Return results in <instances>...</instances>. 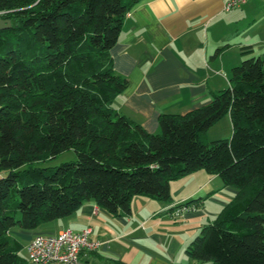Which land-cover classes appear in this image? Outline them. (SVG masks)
Returning <instances> with one entry per match:
<instances>
[{"label": "trees", "instance_id": "obj_1", "mask_svg": "<svg viewBox=\"0 0 264 264\" xmlns=\"http://www.w3.org/2000/svg\"><path fill=\"white\" fill-rule=\"evenodd\" d=\"M140 1L0 0L12 24L0 30V264H28L12 227L34 230L90 200L127 216L134 196L171 202V181L200 169L238 193L189 243L188 264H264V59L243 48L229 87L162 114L149 133L112 106L128 79L111 49ZM227 114L232 135L208 143ZM70 149L75 161L44 166Z\"/></svg>", "mask_w": 264, "mask_h": 264}, {"label": "crops", "instance_id": "obj_2", "mask_svg": "<svg viewBox=\"0 0 264 264\" xmlns=\"http://www.w3.org/2000/svg\"><path fill=\"white\" fill-rule=\"evenodd\" d=\"M225 1L137 3L111 49L116 73L128 79L112 106L147 132L158 133L162 114H187L229 87L232 67L250 56L243 48L250 46L253 55L264 59V3L248 0L226 10ZM216 126L217 133L229 134L217 139L233 133L229 114L208 131ZM237 193V187L224 185L218 175L200 169L171 181V202L136 195L130 215L114 216L90 200L72 215L46 224L44 231L91 228L92 239L100 245L83 250L80 264H188L193 262L185 252L189 243ZM198 198V208L172 216L174 206ZM16 233L28 238L27 250L38 232ZM9 234L18 239L11 230Z\"/></svg>", "mask_w": 264, "mask_h": 264}, {"label": "built area", "instance_id": "obj_3", "mask_svg": "<svg viewBox=\"0 0 264 264\" xmlns=\"http://www.w3.org/2000/svg\"><path fill=\"white\" fill-rule=\"evenodd\" d=\"M248 0H226L224 8L232 10ZM264 3V0H261ZM198 208L196 204L182 203L172 208V216L179 217ZM92 229L82 231L65 229L59 233H36L27 245L28 264H80L83 250H95L100 243L92 239Z\"/></svg>", "mask_w": 264, "mask_h": 264}, {"label": "rangeland", "instance_id": "obj_4", "mask_svg": "<svg viewBox=\"0 0 264 264\" xmlns=\"http://www.w3.org/2000/svg\"><path fill=\"white\" fill-rule=\"evenodd\" d=\"M217 126L214 127L213 129H211V131H207L205 139H206V141L208 143L211 142V141L217 140V138H219V137H224L225 135H229V134H225V133H228L227 130L225 132L224 131L220 132L222 134L217 133V130H219ZM223 130H224V128H223ZM76 159H77V155H76L75 151L73 149H70V150H67V151L61 153L56 158L47 161L46 163H44V166H52V167L53 166H58L61 163L68 162V161H75ZM4 175H5V173H1L0 177H2ZM176 180H178V179H176ZM172 181H175V180H172ZM51 222H54V221L42 222L36 229L30 230V231H26V232H30V233H34V232L47 233V232L44 231V229L46 228V224H48V223L50 224ZM19 229H20L19 227H12L11 231H12L13 235H17L18 240H20V242L24 246L23 249L20 251L21 257H24V258H26L28 260V253H27V250L25 248V245L27 244L28 238L23 236V235L17 234L16 231L19 230ZM196 263L200 264V262H196Z\"/></svg>", "mask_w": 264, "mask_h": 264}, {"label": "water", "instance_id": "obj_5", "mask_svg": "<svg viewBox=\"0 0 264 264\" xmlns=\"http://www.w3.org/2000/svg\"><path fill=\"white\" fill-rule=\"evenodd\" d=\"M11 25L12 24L9 19L0 18V30L8 29Z\"/></svg>", "mask_w": 264, "mask_h": 264}]
</instances>
